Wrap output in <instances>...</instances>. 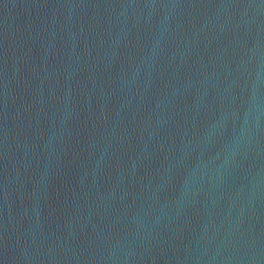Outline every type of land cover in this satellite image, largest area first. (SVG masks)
I'll return each instance as SVG.
<instances>
[{
    "label": "water",
    "instance_id": "95a60500",
    "mask_svg": "<svg viewBox=\"0 0 264 264\" xmlns=\"http://www.w3.org/2000/svg\"><path fill=\"white\" fill-rule=\"evenodd\" d=\"M0 264H264V0H0Z\"/></svg>",
    "mask_w": 264,
    "mask_h": 264
}]
</instances>
